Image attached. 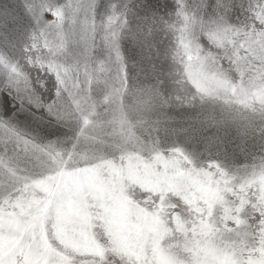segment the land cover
Instances as JSON below:
<instances>
[{
	"label": "clouds",
	"instance_id": "obj_1",
	"mask_svg": "<svg viewBox=\"0 0 264 264\" xmlns=\"http://www.w3.org/2000/svg\"><path fill=\"white\" fill-rule=\"evenodd\" d=\"M217 3L205 23L175 0L165 94L130 83L116 3L26 0L43 10L20 57L0 50V91L23 99L33 73L54 78L52 115L70 134L0 113V261L264 264V0Z\"/></svg>",
	"mask_w": 264,
	"mask_h": 264
},
{
	"label": "rangeland",
	"instance_id": "obj_2",
	"mask_svg": "<svg viewBox=\"0 0 264 264\" xmlns=\"http://www.w3.org/2000/svg\"><path fill=\"white\" fill-rule=\"evenodd\" d=\"M116 3L126 12L128 27L122 35L120 46L125 57L126 71L132 84L160 83L165 94L170 90L171 82L165 78L170 70V52L174 47V33L166 24L174 19L175 0H102V6ZM194 10H199L205 23L216 17L223 6L217 0H188ZM216 4V8L212 5ZM103 7L101 10H103ZM233 18L238 11L229 10ZM34 15L28 10L26 0H0V50L16 59L21 56L23 44L34 24ZM97 57L103 59L106 50H96ZM3 73L0 72V79ZM31 86L20 95H10L0 91V113L11 117L14 123L27 131L39 134L42 138H53L57 135L70 134L62 124L55 123L49 105L55 100L56 82L54 78L39 80L32 74ZM107 81L98 79L92 85L93 95L104 94ZM181 142H185L180 137ZM189 149L194 145L186 143ZM200 145L197 147L199 150ZM228 161L233 159L242 162L239 157L226 155Z\"/></svg>",
	"mask_w": 264,
	"mask_h": 264
},
{
	"label": "snow or ice",
	"instance_id": "obj_3",
	"mask_svg": "<svg viewBox=\"0 0 264 264\" xmlns=\"http://www.w3.org/2000/svg\"><path fill=\"white\" fill-rule=\"evenodd\" d=\"M28 10H29L30 12H32V14H33L34 16H36L37 18H39V15L41 14V12H42L43 9H42V6H41V5H29V6H28ZM37 43H39L38 40H37ZM114 46H115V41H114V40L110 41V47H114ZM117 55H118V50H117ZM97 71H98V73H99V76H103L104 72L106 71L103 62L100 63V66H99V68H98ZM92 78H98V77L96 76V73H93V74H92V77H90V80H89V84H90V86H91V79H92ZM25 90H27V87H25ZM52 108H53V105L50 104V105H49V109L52 110ZM0 264H8L7 259H5V260H3V261H0Z\"/></svg>",
	"mask_w": 264,
	"mask_h": 264
}]
</instances>
